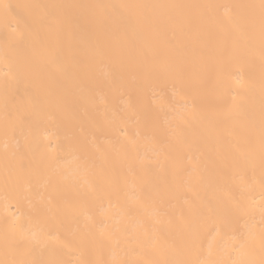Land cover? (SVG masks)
<instances>
[{"label":"bare ground","instance_id":"6f19581e","mask_svg":"<svg viewBox=\"0 0 264 264\" xmlns=\"http://www.w3.org/2000/svg\"><path fill=\"white\" fill-rule=\"evenodd\" d=\"M0 264H264V0H0Z\"/></svg>","mask_w":264,"mask_h":264}]
</instances>
